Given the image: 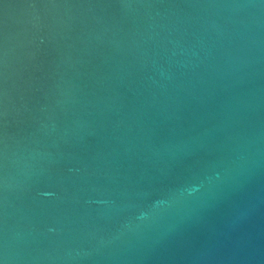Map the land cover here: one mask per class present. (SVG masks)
<instances>
[{
	"label": "water",
	"instance_id": "1",
	"mask_svg": "<svg viewBox=\"0 0 264 264\" xmlns=\"http://www.w3.org/2000/svg\"><path fill=\"white\" fill-rule=\"evenodd\" d=\"M0 264H264V0H0Z\"/></svg>",
	"mask_w": 264,
	"mask_h": 264
}]
</instances>
